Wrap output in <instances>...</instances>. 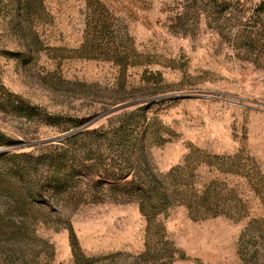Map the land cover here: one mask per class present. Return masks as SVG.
<instances>
[{
	"label": "rangeland",
	"instance_id": "rangeland-1",
	"mask_svg": "<svg viewBox=\"0 0 264 264\" xmlns=\"http://www.w3.org/2000/svg\"><path fill=\"white\" fill-rule=\"evenodd\" d=\"M0 264H264V0H0Z\"/></svg>",
	"mask_w": 264,
	"mask_h": 264
},
{
	"label": "water",
	"instance_id": "water-1",
	"mask_svg": "<svg viewBox=\"0 0 264 264\" xmlns=\"http://www.w3.org/2000/svg\"><path fill=\"white\" fill-rule=\"evenodd\" d=\"M114 111H116V109H113V110H111V111H109V112L103 114L101 117L106 116V115H108V114H111V113L114 112ZM101 117H99V118H101ZM97 119H98V118H97ZM91 124H92V123H88V124H86L85 126H83V127L81 128V130L86 129V128L89 127Z\"/></svg>",
	"mask_w": 264,
	"mask_h": 264
}]
</instances>
